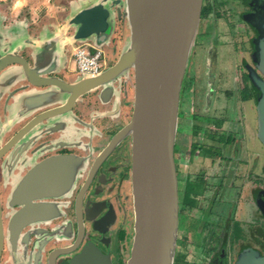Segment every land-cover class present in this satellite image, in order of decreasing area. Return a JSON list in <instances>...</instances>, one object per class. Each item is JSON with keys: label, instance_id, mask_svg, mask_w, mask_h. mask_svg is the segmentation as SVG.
Returning <instances> with one entry per match:
<instances>
[{"label": "flooded vegetation", "instance_id": "obj_1", "mask_svg": "<svg viewBox=\"0 0 264 264\" xmlns=\"http://www.w3.org/2000/svg\"><path fill=\"white\" fill-rule=\"evenodd\" d=\"M213 4L228 5L231 9H234L233 17L236 18L239 25H242L241 29L239 25L237 26V31L243 33L241 45L245 49L240 65L243 69L246 83L251 88V97L248 100H242L240 110L243 112L245 109L246 112L250 108L254 109L256 114L255 107L258 91L252 84L250 74L256 73L264 81V74L259 69L260 65L257 61V43L264 41V0H203L200 23L207 19V12ZM13 24L16 26L10 25L8 27L18 29L17 26H20L27 33L29 32L23 22L16 21ZM73 30L71 29L70 31L73 32ZM33 38L37 37L33 36ZM197 38L200 40L207 38L209 40L208 34L197 33L191 56H194L198 50L202 49L199 44L196 46ZM226 41L221 42L230 43ZM205 47L203 46V49ZM16 49H18L16 54L32 66V54L35 49L27 48L21 43L17 45ZM114 62L108 60V64H106L104 69L111 66ZM207 64L210 71L208 78H211L214 73V64H216V57H213V51L207 53ZM189 66L190 60L188 68ZM18 67H20L19 64L12 63L5 70L17 69ZM188 73L189 69L186 70L183 80L181 103L183 102L182 97L185 92ZM78 77V74H70L65 66L53 75H41L39 81H43L45 78L52 80L53 78H59L71 83ZM14 83H11L12 85L8 88V94L5 93L0 99V264H69L72 257L79 254L83 247L89 243H93L96 248L100 249L102 254H108L110 264H126L131 249L134 224L131 194L130 138L123 139L118 146L102 159L97 160L96 158H98V155L112 136L130 120L134 96L132 69L128 71V75L118 78L113 83V87L107 93V96H101V89L87 93L72 103L61 117L57 118V121L52 122L50 126L47 123H41V129L32 131L23 137L18 136L19 132L31 119L41 112L59 105L54 104L50 108L35 112L30 117L10 126L6 131L2 130L4 120L14 112L13 101L30 93L43 92L50 88L49 86L31 84L27 80L15 81ZM209 92L212 95L213 89L210 88L208 90V95H210ZM223 95L227 101L226 109L231 112L230 116L223 115L218 118L212 114H206L199 118L189 115V119L199 118L205 124L211 123V127L214 130L204 128L191 129L193 136H196L198 140L197 143H193L190 147L188 162L189 164L194 163L193 158L196 155H201L203 159L200 162L198 161L201 166H210V168L215 166L223 167L221 169L224 171L228 168L227 175H224L223 171L218 179L219 188L223 183H229L228 179L232 177V173L235 170L241 174L233 176V179L238 177L243 181L241 182L243 190L247 187L246 183L250 186L249 197L251 200L249 201V206L246 201V203L239 202L243 217L247 218V224L241 225L240 230L235 229L230 237L231 242H239L237 253L233 254V258L230 261V264H237L239 255L245 251H255L259 255L264 256V228H262L264 227V146L258 138L257 126L255 138L261 146V150L257 152L258 155L256 157L251 155L249 156L250 159H247V156L235 159L237 154L242 156L245 153L247 154L246 150H250L248 148L250 136H248L247 124L249 123V129H252V124L246 115H243L242 121L239 122L237 120V101L235 102V94L232 90H223ZM208 99H206V102L210 100ZM251 101L253 103L249 105ZM210 103L208 106H211ZM244 103L246 105H243ZM182 114L184 115L183 112ZM256 123L258 125L257 114ZM226 124H229L231 128L235 127V129L240 125L241 132L223 130ZM178 126L179 113L174 144L178 197L179 182H181L182 199L188 192V198L193 203L191 207H185L182 213L183 217L185 218L188 212L198 207L200 213L198 220L204 223L203 230L200 233H194L195 238L198 239V236L200 237L198 241L202 247L203 244H206L205 242L211 234L207 233L202 236L204 229L209 224L212 225L214 223L210 220L209 214H212L211 209L215 202L211 198L206 201V190H208L207 185L209 182L203 175L199 176L198 174L194 178L189 175L182 177L179 156L183 151L182 143L184 140H181V134L184 133V128L179 132ZM241 143H243V146H241ZM227 148L229 151L233 148L236 156L231 158L226 155L225 151ZM261 151H263V154H261ZM58 155H74L84 158V166L76 174L72 187L60 198L55 199V197L51 196L41 200L32 199V204H39L38 206L44 210L36 214H30L25 221H18V216L22 213L25 205L20 200L15 199L14 194L22 179L26 177L35 164L45 158ZM255 165L257 168H255ZM127 184L130 185V200L127 198ZM202 184L204 189L198 192L197 187ZM49 195L54 194L49 193ZM203 202L206 203L205 206H203ZM234 205L233 203L229 204L230 208L233 207L235 209L236 205ZM46 207L50 208V210H46ZM237 207H239L238 204ZM84 208H88L89 211H86L91 214L92 220H87L86 213H83ZM110 211L115 216L114 221L110 225H102L96 229V222L100 218L109 216ZM252 219L256 220L257 224L254 225ZM125 220L127 225L131 227L132 233H129L128 228L124 225L122 227V223ZM220 223L218 222L214 225L221 226ZM252 229L260 230L254 231ZM226 239H228V230L225 231L220 250H217V246H214L209 241L207 245L212 248L201 251L202 255H199L198 258L199 264H228V256L225 253ZM217 240L220 243V239L217 238ZM115 242L119 243L118 246L117 244L115 245ZM77 246L78 248L75 251L69 252ZM177 246L174 264H184V256L177 252ZM60 252L69 253L60 255Z\"/></svg>", "mask_w": 264, "mask_h": 264}, {"label": "water", "instance_id": "obj_2", "mask_svg": "<svg viewBox=\"0 0 264 264\" xmlns=\"http://www.w3.org/2000/svg\"><path fill=\"white\" fill-rule=\"evenodd\" d=\"M202 2L90 0L73 7L55 32L44 33L39 40L2 31L0 21V99L8 94V88L15 81L27 80L34 85L50 87L13 101L14 112L4 120L2 130L6 131L35 112L59 105L31 119L21 128L19 137L41 129V123L50 126L72 103L87 93L101 89V96H107L113 83L132 69L134 96L130 120L112 136L96 158L102 159L123 139L130 138L134 224L126 264H174L179 229L174 144L181 90L200 23ZM120 17L126 20L129 36L111 66L98 75H80L71 83L59 78L39 81L41 75H53L66 66V46L87 41L98 48L109 46L115 19ZM70 29L74 30L67 36ZM9 32L10 36L7 35ZM20 43L35 49L32 66L16 54ZM257 49L259 69L264 74V41L257 43ZM12 63L20 67L5 70ZM250 78L258 91L255 107L257 135L264 146V81L256 73H251ZM84 163L83 157L58 155L35 164L14 194V198L25 205L18 221H25L30 214L44 210L39 204H32V199L51 196L56 199L66 194ZM46 210L50 208L46 207ZM86 210L88 208H84L83 213H86L87 220H92ZM114 217L110 211L109 216L96 222L95 228L110 225ZM69 264H110V259L108 254H102L93 243H89L72 257ZM237 264H264V256L255 251H245L239 255Z\"/></svg>", "mask_w": 264, "mask_h": 264}, {"label": "rangeland", "instance_id": "obj_3", "mask_svg": "<svg viewBox=\"0 0 264 264\" xmlns=\"http://www.w3.org/2000/svg\"><path fill=\"white\" fill-rule=\"evenodd\" d=\"M58 1L62 0H55L54 3H57ZM234 13V9H231L228 5L221 6L218 4H213L210 7V10L207 12V19H204L203 22L199 24V31L197 32L198 34H200V32L201 34H208L209 40H207V38L203 40L197 38L196 46H198L199 44L202 49L198 50L194 56L190 55V66L189 68L187 66V70L189 69V73L186 79L187 81L185 92L182 97L183 102H180V104L182 105L179 112L178 126L179 132L184 128V133L181 134V140L184 141L182 143L183 151L179 156L181 160L180 171L182 173V177L189 175L191 178H194L198 174L199 176L203 175L209 182V184L207 185L208 190H206V201L211 198L212 200H214L215 205L211 209L212 214H209L210 220H212L214 223H212V225L209 224L203 231L204 234L202 236H205V234L207 233H211L209 238L205 242L206 244L202 245L203 248L200 246V243L198 241L200 237L198 236V239L194 237V233H200L203 230L204 226V223L201 220H198L200 216L198 207H196V209L192 210L191 212H188L185 218L183 217L182 211L180 210V228L177 252H179V254H183L185 260L184 264H199L198 258L199 255H202L201 251L212 248L210 245H207L209 241L213 243L214 246H217V250H220L226 230H228V239H226L225 253L228 256L227 262L228 264H230V261L233 258V254L235 255V253H237V249L239 248V242H231V234L235 229L240 230L242 227L241 225L247 224V218L243 217L241 205L239 204V202L246 201L247 205L249 206V201L251 200V198L249 197L250 186L248 183H246L247 187H245V189L243 190V186L241 185V182L243 181L238 177L236 179H233V176H238L241 173L235 170L232 173V177L228 179L229 183H223V185L219 188L218 179L224 171L221 169L223 167L215 166L210 168V166H201L199 164V162L203 159V157L201 158V155H196L193 158L194 163L189 164L188 162L190 147L193 143H197L198 140L196 136H193L191 129L204 128L207 130H214L213 127H211V123L205 124L199 118L205 116L206 114H212L213 116L218 118L223 115L230 116L231 114L229 109H226L227 101L225 100V96L223 95V90H232V92L235 94V102L237 101V120L239 122L242 121L241 119L243 115H246L247 118H249L248 120L252 124V129H249V123H246L248 126V136H250L248 144V148L250 150H246L247 154L245 153L242 156L241 154H237L236 156L234 155L235 152L233 148H231L230 151L227 148V150L225 151L226 155L230 156L231 158L236 156L235 159L241 157L243 158L245 156H247V159H250L249 156L252 155L253 157H256L258 155L257 152L261 150V146L258 144L255 138L256 128L258 125L256 123V114L254 109L248 108L246 112L245 109L243 112L240 110V106L242 107V100H248V98L251 97V88L246 83L243 69L240 65V62L245 53V49L244 46L241 45L243 33H239L237 31L239 22L235 17H233ZM239 26L241 29L242 25ZM128 36V26L126 20L120 17L117 19L116 30L112 35L110 47H117L118 51L121 50V48L127 42ZM224 40H227L226 42L230 43L226 44L221 42ZM203 46L206 47L203 49ZM212 51L213 57H216V64H214L213 67V75H211V78H208V76H210V71L207 64V53H211ZM116 55L114 57H116ZM210 88L213 89L212 95L210 92V95H208V90ZM207 98L210 99H208V102H206ZM209 103L211 104V106H208ZM251 103L253 102H249V105H251ZM243 105L246 104L244 103ZM224 110L226 111L224 112ZM181 111L184 113V115ZM189 115L199 118L189 119ZM223 130H234L238 133L241 132L240 125L235 129V127L231 128L229 124H226ZM241 146H243V143H241ZM261 154H263V151H261ZM256 164L258 165L257 162ZM255 168H257L256 165ZM227 171L228 168L224 171V175H227ZM203 189V184L198 185V192H201ZM126 192L127 198L128 200H130L129 184H127ZM179 196L181 201L183 197L181 182H179ZM200 199H202V197H200ZM230 203L236 205L235 209H233V207L230 208ZM237 204L240 208L237 207ZM205 205L206 203L203 202V206ZM252 220L254 225L257 224L256 220ZM218 222H221V226L214 225ZM123 225L128 228L129 233H132L130 229L131 227L127 225L126 220L122 223V227H124ZM252 230L255 231L260 229ZM217 238L220 239V243L218 242ZM116 244L118 246L119 243L115 242V245Z\"/></svg>", "mask_w": 264, "mask_h": 264}, {"label": "crops", "instance_id": "obj_4", "mask_svg": "<svg viewBox=\"0 0 264 264\" xmlns=\"http://www.w3.org/2000/svg\"><path fill=\"white\" fill-rule=\"evenodd\" d=\"M88 1L90 0H62L54 3L55 0H0L1 28L2 31L5 32L11 31V33L17 35H26L32 40H39L40 36L44 33L55 32V29L63 23V20L70 14L73 7L77 6L79 3L84 4ZM116 20L117 19H115L114 32L116 30ZM16 21L23 22L29 32L27 33V31L20 26H17L18 29L9 28L10 25L16 26L13 24L16 23ZM70 30H68L67 36L72 33ZM9 34L10 32L7 35ZM33 36L37 38H33ZM87 42L92 44L91 41ZM80 43L82 42H75L65 48L66 68L70 74H77L73 71L71 52L72 49ZM110 44L109 46L100 48L106 58V64H108V60L114 62L121 51H118L117 47H110ZM115 55L116 57H114Z\"/></svg>", "mask_w": 264, "mask_h": 264}, {"label": "built area", "instance_id": "obj_5", "mask_svg": "<svg viewBox=\"0 0 264 264\" xmlns=\"http://www.w3.org/2000/svg\"><path fill=\"white\" fill-rule=\"evenodd\" d=\"M103 51L89 42H82L71 52L73 71L80 75H98L105 66L106 60Z\"/></svg>", "mask_w": 264, "mask_h": 264}, {"label": "trees", "instance_id": "obj_6", "mask_svg": "<svg viewBox=\"0 0 264 264\" xmlns=\"http://www.w3.org/2000/svg\"><path fill=\"white\" fill-rule=\"evenodd\" d=\"M192 204L193 203L188 198V192H186L184 199H182L181 201H180V196H179V207H180V210L182 211V213H183V210L185 209L186 206L191 207ZM181 206H182V208H181Z\"/></svg>", "mask_w": 264, "mask_h": 264}]
</instances>
